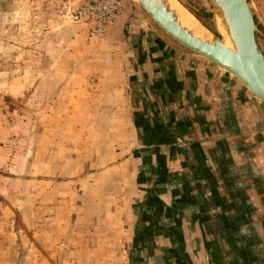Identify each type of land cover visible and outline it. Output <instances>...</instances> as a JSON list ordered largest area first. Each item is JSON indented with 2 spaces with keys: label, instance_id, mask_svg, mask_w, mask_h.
I'll use <instances>...</instances> for the list:
<instances>
[{
  "label": "crops",
  "instance_id": "obj_1",
  "mask_svg": "<svg viewBox=\"0 0 264 264\" xmlns=\"http://www.w3.org/2000/svg\"><path fill=\"white\" fill-rule=\"evenodd\" d=\"M74 48L0 147V264H264V102L133 0Z\"/></svg>",
  "mask_w": 264,
  "mask_h": 264
},
{
  "label": "rangeland",
  "instance_id": "obj_2",
  "mask_svg": "<svg viewBox=\"0 0 264 264\" xmlns=\"http://www.w3.org/2000/svg\"><path fill=\"white\" fill-rule=\"evenodd\" d=\"M184 1L181 0L183 4ZM248 3L256 22L264 26V0H248ZM202 5V2L198 3V7L204 12ZM70 25L76 24L60 21L49 9L46 0H0L1 148L9 143L8 133L11 128L17 129V140L23 144L26 134L33 127L41 126L39 120L42 104L40 100L31 99L32 96L40 99L51 88L56 95L63 90V87L54 88L51 80L55 74L49 71L59 67L65 60L73 61L67 55L74 48L73 44H68L65 38L68 33H72ZM256 27L264 34L259 25ZM261 33L258 34L262 35ZM75 34L77 49H82L83 45L94 40L86 39L82 29ZM260 40L264 45L261 37ZM79 62L83 60L80 59ZM4 167L5 163L0 159V171Z\"/></svg>",
  "mask_w": 264,
  "mask_h": 264
},
{
  "label": "water",
  "instance_id": "obj_3",
  "mask_svg": "<svg viewBox=\"0 0 264 264\" xmlns=\"http://www.w3.org/2000/svg\"><path fill=\"white\" fill-rule=\"evenodd\" d=\"M133 1L172 40L229 72L264 102V54L255 39L261 32L248 0H203L209 18L197 16L181 0ZM184 12L197 27L182 20Z\"/></svg>",
  "mask_w": 264,
  "mask_h": 264
},
{
  "label": "built area",
  "instance_id": "obj_4",
  "mask_svg": "<svg viewBox=\"0 0 264 264\" xmlns=\"http://www.w3.org/2000/svg\"><path fill=\"white\" fill-rule=\"evenodd\" d=\"M60 20L79 24L86 39H100L114 28L122 14L123 0H46Z\"/></svg>",
  "mask_w": 264,
  "mask_h": 264
},
{
  "label": "flooded vegetation",
  "instance_id": "obj_5",
  "mask_svg": "<svg viewBox=\"0 0 264 264\" xmlns=\"http://www.w3.org/2000/svg\"><path fill=\"white\" fill-rule=\"evenodd\" d=\"M203 3V0H185L184 4L185 6H187L193 13H195L197 16L199 17H206L209 18L210 17V13L205 14L200 7H198V3ZM254 21H255V25L258 26L259 28L264 32V26L261 24H258L255 20L254 17ZM260 37L262 40H264V37L258 33H255V39L257 42V45L259 46V48L261 49L262 53L264 54V45L262 44Z\"/></svg>",
  "mask_w": 264,
  "mask_h": 264
},
{
  "label": "bare ground",
  "instance_id": "obj_6",
  "mask_svg": "<svg viewBox=\"0 0 264 264\" xmlns=\"http://www.w3.org/2000/svg\"><path fill=\"white\" fill-rule=\"evenodd\" d=\"M186 14H187V13H186ZM186 14H185V12L181 14V18H182V20L185 21V22L187 21V23H190V25H191L193 28H194V27H197V25L194 24L195 22L193 21V19L191 18V16L187 14V16H188V19H187ZM192 21H193V22H192ZM199 30H200V29H199ZM198 33H199V34L202 33V30L198 31Z\"/></svg>",
  "mask_w": 264,
  "mask_h": 264
}]
</instances>
